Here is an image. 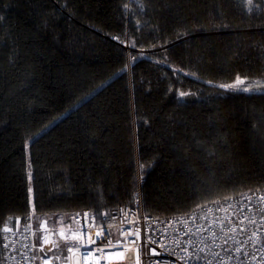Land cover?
I'll list each match as a JSON object with an SVG mask.
<instances>
[{
    "label": "trees",
    "instance_id": "1",
    "mask_svg": "<svg viewBox=\"0 0 264 264\" xmlns=\"http://www.w3.org/2000/svg\"><path fill=\"white\" fill-rule=\"evenodd\" d=\"M237 76L264 80V0H0V230L264 190V92L213 86Z\"/></svg>",
    "mask_w": 264,
    "mask_h": 264
},
{
    "label": "built area",
    "instance_id": "2",
    "mask_svg": "<svg viewBox=\"0 0 264 264\" xmlns=\"http://www.w3.org/2000/svg\"><path fill=\"white\" fill-rule=\"evenodd\" d=\"M113 39L117 41V38ZM249 196L251 204L247 199ZM260 196H264V190L211 202L184 214L148 218L139 194L132 207L116 208L101 218L83 210L77 214L72 225L57 228L50 227L46 220L37 224L34 215L30 214L26 220H19L15 228L7 226L12 231L4 232V227L0 230V264H137L134 251L137 247L140 248L139 264H185V260L179 257H185L187 264H207L209 260L212 264H220L221 260L223 264H264V200L258 199ZM249 207L252 211H248ZM241 208L244 209L242 212ZM244 217L249 219L239 224L238 221ZM250 220L255 223H250ZM233 227L236 231H229ZM240 228L245 231H239ZM103 229L111 233L113 242L136 239L134 234L137 231L139 239H136L135 245H125L128 251L96 252L85 260L82 256L85 246L96 248L97 244H91L90 240H95L97 231ZM126 229H131L132 234L122 236ZM254 231L257 236L249 240ZM146 238L158 241V244H146ZM237 241L241 243L237 244ZM57 243L61 244V249ZM5 244L8 247H4ZM69 247L73 248L72 252L68 251ZM153 247L159 255L151 254L150 248ZM236 247H241L243 251L235 253ZM182 248H187L188 253ZM63 252L68 257L67 261L62 256ZM245 252L248 255H244ZM214 253H219V256Z\"/></svg>",
    "mask_w": 264,
    "mask_h": 264
},
{
    "label": "snow or ice",
    "instance_id": "3",
    "mask_svg": "<svg viewBox=\"0 0 264 264\" xmlns=\"http://www.w3.org/2000/svg\"><path fill=\"white\" fill-rule=\"evenodd\" d=\"M248 3H249V4H252V3H253V0H248ZM125 7H127V6H125ZM235 83H236V84H244L245 82H244L243 79H241L239 76H237V77H236V81H235ZM219 87H221V88H225V89H229V88H234V87H235V84H233V85H223V84H222V85H219ZM261 88H264V84H261L260 82H257V84H256V89H261ZM252 90H254V89H252V88L249 87V86H246V87H244V88L242 89V91H244V92H249V91H252ZM186 95H191V94H190V93H185V92H183V91L179 92V96H180L181 98L185 97ZM29 192H31V189H29ZM247 199H248V201H249V204H251V197L249 196ZM258 199L264 200V196H260V197H258ZM198 207H199V206H198ZM243 210H244L243 208L240 209L241 212H242ZM248 211H252V208L249 207V208H248ZM244 219H249V218H248V217H244L243 219H240V220L238 221V223H239V224H243V223H244ZM249 222H250V223H255L254 220H250ZM15 223H16V224L19 223V218H17V220L15 221ZM44 226H45V225H42V227H44ZM12 230H13V229H11V228H9V227H7V226H5V227L3 228V231H4V232H10V231H12ZM200 230H201V229H197V231H200ZM190 231H191V230L189 229V232H190ZM229 231H231V232H235V231H236V228H235V227L230 228ZM239 231L244 232L245 229H244V228H240ZM125 233L131 235V234H132V230H131V229H126V230H124V231L122 232L121 235L123 236V235H125ZM185 234L187 235L188 233L186 232ZM60 235L63 236L64 234H63V233H60ZM72 235H73V237H75L76 234L73 233ZM134 235H135L136 239H139V232H138V231H137ZM213 235H215V234H213ZM110 236H111V233H110L107 229H103L102 231H99V230H98V231H97V234H96V239H95V240H90V243H91V244H97V247H96V248H91V247H87V246H85V250H84L83 253H82L83 258H84L85 260H87L88 257L92 256L94 253H96V252L105 253L106 250H108V251H110V252H111V251H115L116 253H120V252H123V251H128L129 249H127V248L125 247V245H126V244L135 245V243H136V239H129V240L118 239V240H116L115 242H113V240L110 239ZM256 236H257V232L254 231V232L252 233V236L249 237L248 239L251 240V239H253V238L256 237ZM47 242H48V241H45V243H47ZM97 242H99V243H97ZM224 243L227 244V240H225ZM240 243H241L240 241H237V244H240ZM245 243H246V242H245ZM146 244H158V241L148 240V239L146 238ZM160 246L162 247V245H160ZM4 247H8V245L5 244ZM181 250H182L183 252H185V253H188V249H187V248H182ZM68 251H69V252H72V251H73V248H72V247H69V248H68ZM134 251H135V253H136V261H137V264H139L140 248L137 247V248L134 249ZM200 251L203 252L204 249L201 248ZM225 251L227 252V251H229V250H228V249H225ZM234 251H235V253H240V252L243 251V249H242L241 247H236ZM150 252H151L152 255H159V254H160V253H158V252L156 251V248H154V247H153V248H150ZM173 254H174V253H173ZM190 255H191V254L188 255V258H190ZM214 255H215V256H219V253H214ZM244 255H248V254L245 252ZM121 258L123 259V256H122ZM97 259H99V258H97ZM179 259H181V260H185V264H187V259H186L185 257H179ZM150 264H159V262H150ZM207 264H212V261L209 260V261L207 262ZM220 264H223V260H221Z\"/></svg>",
    "mask_w": 264,
    "mask_h": 264
},
{
    "label": "rangeland",
    "instance_id": "4",
    "mask_svg": "<svg viewBox=\"0 0 264 264\" xmlns=\"http://www.w3.org/2000/svg\"><path fill=\"white\" fill-rule=\"evenodd\" d=\"M241 79H243V78H241ZM243 80H244V82H245L244 84H236L235 82L232 83V84H230V85L235 84V87H234V88L225 89V88H221V87H219V85H222V84L213 85V86H215L216 88L220 89L221 91H226V92H244V91H242V89H243L244 87H246V86H249V87H251V88L254 89V90L249 91V92H244V93H262V92H264V88L256 89V84H257V82H260L261 84H264V80H258V81H255V80H248V79H243ZM39 223H40V221L37 222V224H39ZM48 223H49V222H48ZM49 225H50V227H52V228H57V227H67V226H70V225H66V224H62V225H60V226H54V225H52L51 223H49ZM59 245H61V244H60V243H57L58 248L61 249V248L59 247ZM62 256H64V259H65L66 261L68 260V257H67V255L65 254V252L62 253Z\"/></svg>",
    "mask_w": 264,
    "mask_h": 264
},
{
    "label": "water",
    "instance_id": "5",
    "mask_svg": "<svg viewBox=\"0 0 264 264\" xmlns=\"http://www.w3.org/2000/svg\"><path fill=\"white\" fill-rule=\"evenodd\" d=\"M126 48H128V47H126ZM128 51H129V52H130V51L138 52V51H136V50H134V49H128Z\"/></svg>",
    "mask_w": 264,
    "mask_h": 264
},
{
    "label": "bare ground",
    "instance_id": "6",
    "mask_svg": "<svg viewBox=\"0 0 264 264\" xmlns=\"http://www.w3.org/2000/svg\"><path fill=\"white\" fill-rule=\"evenodd\" d=\"M47 221V220H46ZM48 222V221H47Z\"/></svg>",
    "mask_w": 264,
    "mask_h": 264
}]
</instances>
